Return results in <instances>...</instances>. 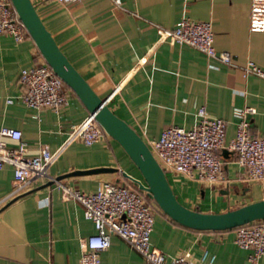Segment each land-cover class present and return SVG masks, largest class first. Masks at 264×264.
Masks as SVG:
<instances>
[{"label":"crops","instance_id":"1","mask_svg":"<svg viewBox=\"0 0 264 264\" xmlns=\"http://www.w3.org/2000/svg\"><path fill=\"white\" fill-rule=\"evenodd\" d=\"M31 1L68 61L145 143L157 140L167 126L195 125L199 107L226 122V142L234 136L236 111L246 107L253 109L248 114L250 134L264 136V79L243 75L247 61L264 70V32L248 29L250 0H120V5L114 0ZM184 17L209 22L215 49L230 54L233 65L190 46L157 43V26L171 29ZM42 62L30 37L17 42L0 35V127L21 132L25 156H35L47 146L54 154L48 168L54 178L72 171L117 169L65 177L59 180L64 185L84 193L97 192L107 182L134 187L121 173L141 179L140 173L108 135L90 146L69 139L72 126L89 113L71 89L66 87L67 105L56 111H37L17 98L21 69ZM9 99L11 103L6 102ZM18 144L7 140L11 148ZM220 157L224 173L216 184L166 173L182 205L220 213L264 199V180H247L233 155ZM49 182L42 180L10 196L13 169L0 168V264H79L81 240L96 233L94 224L83 217L78 202L64 199L56 183ZM147 200L154 208L150 241L165 255L189 252L193 264H246L247 252L234 242L235 229L183 227ZM99 260V264H146L116 235L110 236ZM258 264H264V257Z\"/></svg>","mask_w":264,"mask_h":264},{"label":"built area","instance_id":"2","mask_svg":"<svg viewBox=\"0 0 264 264\" xmlns=\"http://www.w3.org/2000/svg\"><path fill=\"white\" fill-rule=\"evenodd\" d=\"M70 3L79 0H53ZM120 5V0H114ZM248 29L253 33L264 32V0H250ZM157 43L190 46L218 62L233 65L232 57L219 52L213 45L214 34L209 22L195 21L184 17L171 29L156 27ZM0 35L21 41L29 37L10 0H0ZM255 75L264 79V70L252 61L243 66V75ZM18 99L37 111L59 110L68 103L64 82L56 76L44 61L41 64L21 69L19 73ZM6 102L11 103L9 99ZM253 109L246 107L236 111L238 122L234 136L226 142V122L210 115L204 107L196 111L198 121L185 128L176 125L165 127L157 140L149 141L152 155L166 173L196 177L206 184H216L223 179V150L235 157L236 164L250 181L264 180V136H252L249 132L248 114ZM105 134L93 114L73 125L69 139H77L90 146ZM17 141L11 148L7 140ZM26 144L21 141L17 129L0 127V168L10 165L13 169V191L10 196L21 193L42 180L56 183L62 197L78 202L83 208V217L94 224L96 233L81 240L79 264H99L100 253L110 245V236L116 235L138 252L146 264H193L191 254L183 252L167 256L152 246L150 236L154 226V208L145 193L136 187L107 182L93 193H84L64 185L52 177L48 168L54 158L47 146H42L35 156H25ZM2 201H0V206ZM235 244L247 252L246 264H258L264 257V220H255L235 228ZM207 256L204 253L203 259ZM210 261H213L211 257Z\"/></svg>","mask_w":264,"mask_h":264},{"label":"water","instance_id":"3","mask_svg":"<svg viewBox=\"0 0 264 264\" xmlns=\"http://www.w3.org/2000/svg\"><path fill=\"white\" fill-rule=\"evenodd\" d=\"M10 1L18 19L35 43L44 61L50 66L53 73L75 93L88 112L93 114L105 134L120 145L138 169L141 179H137L126 172H122V176L140 192L145 193L163 214L183 227L199 231H223L237 228L255 220H264V199L220 213L200 212L182 205L177 200L165 172L152 155L147 144L132 127L109 109L104 100L93 91L68 61L51 33L46 29L32 1ZM221 156L227 159L232 156V153L223 150ZM116 170L115 168L100 167L84 171H72L55 179L59 181L69 176ZM52 183L53 181H50L47 185Z\"/></svg>","mask_w":264,"mask_h":264},{"label":"rangeland","instance_id":"4","mask_svg":"<svg viewBox=\"0 0 264 264\" xmlns=\"http://www.w3.org/2000/svg\"><path fill=\"white\" fill-rule=\"evenodd\" d=\"M111 183H117V184H121L120 182H111ZM123 185V184H122ZM153 202V201H152ZM154 203V202H153ZM155 204V203H154Z\"/></svg>","mask_w":264,"mask_h":264},{"label":"trees","instance_id":"5","mask_svg":"<svg viewBox=\"0 0 264 264\" xmlns=\"http://www.w3.org/2000/svg\"><path fill=\"white\" fill-rule=\"evenodd\" d=\"M67 87V86H66ZM233 229H235V228H233Z\"/></svg>","mask_w":264,"mask_h":264}]
</instances>
